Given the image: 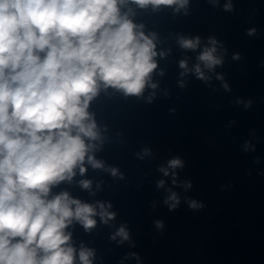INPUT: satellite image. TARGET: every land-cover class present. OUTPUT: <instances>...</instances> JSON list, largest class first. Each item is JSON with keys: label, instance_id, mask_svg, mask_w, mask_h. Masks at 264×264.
I'll use <instances>...</instances> for the list:
<instances>
[{"label": "water", "instance_id": "1", "mask_svg": "<svg viewBox=\"0 0 264 264\" xmlns=\"http://www.w3.org/2000/svg\"><path fill=\"white\" fill-rule=\"evenodd\" d=\"M177 7L153 10L130 0L120 6L143 26L138 30L155 35L158 66L140 96L101 84L88 112L102 143L92 142L89 154L104 167L85 161L83 175L77 167L71 180L50 188L47 199L67 192L97 213L99 203L115 213L107 223L97 214L90 230L75 219L66 227L74 264H81L82 248L93 252L92 264H264V0ZM197 36L196 50L180 47V37ZM210 37L223 63L204 69L208 79L201 80L179 62L192 69ZM173 158L183 167L165 176L160 169ZM173 192L179 203L170 209L165 201ZM193 201L198 207H190ZM121 227L129 234L123 242L112 239Z\"/></svg>", "mask_w": 264, "mask_h": 264}, {"label": "clouds", "instance_id": "2", "mask_svg": "<svg viewBox=\"0 0 264 264\" xmlns=\"http://www.w3.org/2000/svg\"><path fill=\"white\" fill-rule=\"evenodd\" d=\"M128 2L0 0V264H74L75 250L65 246L70 240L66 227L75 219L90 230L97 214L104 223L115 216L103 203L97 213L95 206L72 199L67 192L47 196L52 185L71 180L77 167L83 175L85 161L94 169L104 167L89 154L96 148L92 142L102 143L88 112L101 84L140 96L158 66L155 35H145L138 30L142 25L120 12ZM130 2L140 8L150 4L153 10L177 5L179 11L188 0ZM231 9V4L225 5L226 11ZM178 43L196 50L200 37H180ZM208 44L192 69L184 60L179 67L207 80L204 69L212 71L223 63L217 41L210 37ZM180 167L182 160L173 158L160 171L167 176L168 169ZM111 174L117 175V169ZM80 183L91 187V181ZM163 184L159 181L158 187ZM169 201L170 209L179 203L174 192L165 203ZM190 207L198 205L193 201ZM156 223L162 227V222ZM116 236L121 242L129 239L124 227L112 239ZM92 256L89 249L79 252L81 264H92Z\"/></svg>", "mask_w": 264, "mask_h": 264}]
</instances>
